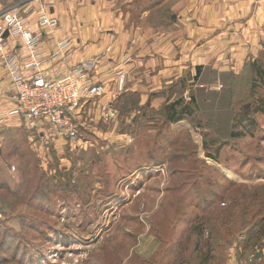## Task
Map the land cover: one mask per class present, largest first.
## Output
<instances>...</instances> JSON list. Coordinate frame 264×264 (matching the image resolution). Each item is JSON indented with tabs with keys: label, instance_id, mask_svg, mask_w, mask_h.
Returning <instances> with one entry per match:
<instances>
[{
	"label": "rangeland",
	"instance_id": "rangeland-1",
	"mask_svg": "<svg viewBox=\"0 0 264 264\" xmlns=\"http://www.w3.org/2000/svg\"><path fill=\"white\" fill-rule=\"evenodd\" d=\"M161 11L148 21L156 36ZM6 12L35 32L41 14L56 18L10 8L0 25ZM128 50L122 88L117 68L111 86L94 80L104 56L85 61L104 91L80 102L76 139L20 118L0 125V264H264V51L169 92L123 93L141 76L126 81ZM8 86L0 109L16 101ZM113 91V106L98 105Z\"/></svg>",
	"mask_w": 264,
	"mask_h": 264
},
{
	"label": "crops",
	"instance_id": "crops-1",
	"mask_svg": "<svg viewBox=\"0 0 264 264\" xmlns=\"http://www.w3.org/2000/svg\"><path fill=\"white\" fill-rule=\"evenodd\" d=\"M176 1L0 0V14L6 9L17 8L27 13L33 22L39 10L45 8L57 18L60 30L54 34L42 33L41 45L46 55L58 41H69V47L61 58L43 65L48 77L60 78L74 65L100 55L104 57L93 78L111 86L115 70L129 49L131 62L126 67V81L132 71H139L136 76H141L134 79L132 90L126 82L123 93H135V87L152 88L154 85L159 91L169 92L182 86L187 75L198 79L205 70L227 73L232 68H243L245 62L264 51V0ZM160 11L166 15L155 22L159 21L167 31L156 36L148 21L152 22L151 16ZM138 20L147 21L146 30L137 26ZM170 24L172 31L178 29L175 37L174 32L170 33ZM109 46L111 51L106 53ZM150 49L159 52L157 57L161 59H146ZM1 77L4 71L0 67ZM9 89L7 82L0 83V106H8ZM115 95L113 91L111 96L101 98L98 105L113 106ZM142 101L145 103L148 98Z\"/></svg>",
	"mask_w": 264,
	"mask_h": 264
},
{
	"label": "built area",
	"instance_id": "built-area-1",
	"mask_svg": "<svg viewBox=\"0 0 264 264\" xmlns=\"http://www.w3.org/2000/svg\"><path fill=\"white\" fill-rule=\"evenodd\" d=\"M37 24L39 28L38 32H35L27 26L26 20L17 14L6 12L2 15L0 64L4 77L0 81L10 84L16 101L13 108L0 109V125L8 123L10 119L20 118L30 129L46 125L60 135L76 139L77 109L80 102L101 96L103 86L91 80L88 75L95 66L90 62L77 64L60 78H48L42 69L43 65L61 58L69 47V41H58L53 50L46 55L41 45L42 33L58 32L59 22L56 18L41 14ZM9 37H14L20 42L11 48ZM117 77L118 86L122 88L124 81L122 67L117 68Z\"/></svg>",
	"mask_w": 264,
	"mask_h": 264
},
{
	"label": "water",
	"instance_id": "water-1",
	"mask_svg": "<svg viewBox=\"0 0 264 264\" xmlns=\"http://www.w3.org/2000/svg\"><path fill=\"white\" fill-rule=\"evenodd\" d=\"M6 36H7V33L4 34V37H6Z\"/></svg>",
	"mask_w": 264,
	"mask_h": 264
}]
</instances>
